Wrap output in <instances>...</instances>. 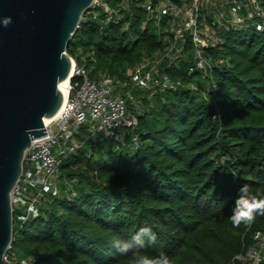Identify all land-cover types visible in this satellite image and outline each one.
I'll return each instance as SVG.
<instances>
[{
	"label": "trees",
	"instance_id": "16d2710c",
	"mask_svg": "<svg viewBox=\"0 0 264 264\" xmlns=\"http://www.w3.org/2000/svg\"><path fill=\"white\" fill-rule=\"evenodd\" d=\"M121 1L107 0L112 7ZM141 1L133 0L123 20L104 30L102 15L93 19L85 12L68 46L91 79L108 76L120 94L128 90L122 84L129 70L166 46L168 19H151ZM218 34L221 42L206 52L218 62L217 103L202 95L209 81L200 72L189 74L188 42L189 55L162 69L182 87L153 90L152 98L148 91L132 92L133 99L143 94L141 103L151 108L136 114L139 127L126 144L87 141L64 160L63 177L77 180L76 195L63 187L59 197L47 196L39 216L23 226L14 216L11 251L19 259L132 264L131 254L117 253L111 240L147 224L157 241L144 252L166 251L173 264H230L264 230V214L239 226L229 219L241 185L264 193V32L229 26ZM87 132L84 126L79 140ZM136 135L139 147L132 151Z\"/></svg>",
	"mask_w": 264,
	"mask_h": 264
},
{
	"label": "built area",
	"instance_id": "2783aa9c",
	"mask_svg": "<svg viewBox=\"0 0 264 264\" xmlns=\"http://www.w3.org/2000/svg\"><path fill=\"white\" fill-rule=\"evenodd\" d=\"M132 1L122 0L116 7H112L107 0H94L88 9L89 18L97 19L102 15L104 20L100 29L104 30L111 22L119 24L123 20L125 14L130 12ZM208 3L212 5L210 0H191L189 8L181 6L176 0H158L156 6L149 1L143 3L151 19L155 18L158 22L168 19L171 23L169 31L172 40L163 51L145 57L129 70V78L122 84L128 88L124 94L116 93L117 89L108 76H102L99 80L91 79L86 68L79 66L73 58L72 78L64 106L57 117L45 122L47 135L32 141L24 158L22 177L12 192V212L20 226L31 218H37L47 196L59 197L63 187L73 196L76 195L74 185L77 180L64 178L61 166L85 142L106 138L118 144H126V139L139 127L137 116L129 110L133 91L147 88L177 90L184 85L180 81L172 82L165 71H162V65L170 67L179 59H184L185 45L188 42L194 60L189 74L200 72L202 78L209 81L202 95L206 100L217 103L219 96L213 71L218 62L207 56L206 52L220 43V28L233 26L264 32V5L262 0H228L223 6L228 8L232 16L228 20L223 13L217 14L215 19L210 15L206 17L205 7ZM208 17L217 25L214 26V33H209V28L203 24ZM128 29L127 22L124 30ZM74 77L82 81L72 83ZM189 87L194 91L198 90L196 84ZM83 126L88 127V133L84 140H79L78 135ZM138 147L136 135L129 148L134 151ZM11 247L4 256L3 264H35L30 258L19 259L11 251ZM230 264H264V230L256 231L252 243L235 255Z\"/></svg>",
	"mask_w": 264,
	"mask_h": 264
},
{
	"label": "water",
	"instance_id": "95a60500",
	"mask_svg": "<svg viewBox=\"0 0 264 264\" xmlns=\"http://www.w3.org/2000/svg\"><path fill=\"white\" fill-rule=\"evenodd\" d=\"M93 1L0 0V264L14 239L11 197L25 155L64 106L61 84L73 72L68 46Z\"/></svg>",
	"mask_w": 264,
	"mask_h": 264
},
{
	"label": "clouds",
	"instance_id": "9594fccd",
	"mask_svg": "<svg viewBox=\"0 0 264 264\" xmlns=\"http://www.w3.org/2000/svg\"><path fill=\"white\" fill-rule=\"evenodd\" d=\"M12 20L11 15L4 16L2 25L7 27ZM258 214H264V193L253 192L247 184L241 185L229 219L233 225L239 226L252 222ZM156 241L157 233L151 225L145 224L127 237L114 236L111 247L120 255L131 254L132 264H173L172 257L166 251H160L158 254L143 251Z\"/></svg>",
	"mask_w": 264,
	"mask_h": 264
},
{
	"label": "crops",
	"instance_id": "0c3cea01",
	"mask_svg": "<svg viewBox=\"0 0 264 264\" xmlns=\"http://www.w3.org/2000/svg\"><path fill=\"white\" fill-rule=\"evenodd\" d=\"M148 1L152 2V4L154 6H156V4L158 3V0H142L141 3L143 5V3L148 2ZM210 1L212 2V5L208 3L206 5V7H205V15H206V17L208 15H211L212 18L215 19L217 14L223 13L225 16L226 15L227 16L230 15V11L228 10V8L227 7H223L224 3H226V1H228V0H210ZM176 2L179 3L181 6H186L187 8H189L190 4H191V0H176ZM153 19H155V18H153ZM167 23H168V27H167V29L164 30V33H163V36H162L163 39H164V42L166 44H168L172 40V34L169 31V29L171 28V25H170L171 23L169 21ZM203 24H204V26L209 28V33H214L215 32V29H214L215 25L210 20L205 19ZM218 37H219V34H218ZM219 40L221 42L220 38H219ZM189 51H190V49H189ZM189 51H184V58L189 55ZM155 54H157V52ZM164 65L165 64L162 65V69H163Z\"/></svg>",
	"mask_w": 264,
	"mask_h": 264
},
{
	"label": "rangeland",
	"instance_id": "374dc122",
	"mask_svg": "<svg viewBox=\"0 0 264 264\" xmlns=\"http://www.w3.org/2000/svg\"><path fill=\"white\" fill-rule=\"evenodd\" d=\"M226 18L228 19V20H231L232 19V16H231V14L230 15H226ZM219 42H220V40H218ZM153 90H154V88H147V89H138V91H148V93H147V95L148 96H150L149 98H152V93H153ZM127 92V90H124V93H126ZM141 96H143V94H140ZM140 95H138V98L139 99H132V100H130V102H129V107L131 108L130 109V112L131 113H133V114H139V113H144V112H147L148 110H150V106L148 107V106H145L144 104H142L141 103V101H140ZM84 128V126L82 127V129ZM81 129V130H82ZM40 211V210H39ZM15 220H14V225H16V223H17V219H16V217L14 218Z\"/></svg>",
	"mask_w": 264,
	"mask_h": 264
},
{
	"label": "bare ground",
	"instance_id": "6f19581e",
	"mask_svg": "<svg viewBox=\"0 0 264 264\" xmlns=\"http://www.w3.org/2000/svg\"><path fill=\"white\" fill-rule=\"evenodd\" d=\"M68 89H69V80L65 81L64 83L61 84V90L65 94V98L68 95ZM51 119H46L45 122L48 123Z\"/></svg>",
	"mask_w": 264,
	"mask_h": 264
}]
</instances>
